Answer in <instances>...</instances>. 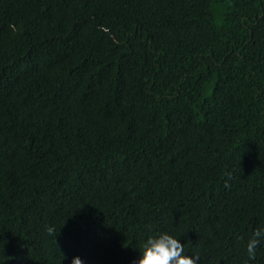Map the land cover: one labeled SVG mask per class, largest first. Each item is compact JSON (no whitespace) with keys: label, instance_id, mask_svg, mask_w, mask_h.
I'll list each match as a JSON object with an SVG mask.
<instances>
[{"label":"trees","instance_id":"trees-1","mask_svg":"<svg viewBox=\"0 0 264 264\" xmlns=\"http://www.w3.org/2000/svg\"><path fill=\"white\" fill-rule=\"evenodd\" d=\"M257 228L264 0H0V264H264Z\"/></svg>","mask_w":264,"mask_h":264},{"label":"clouds","instance_id":"clouds-1","mask_svg":"<svg viewBox=\"0 0 264 264\" xmlns=\"http://www.w3.org/2000/svg\"><path fill=\"white\" fill-rule=\"evenodd\" d=\"M9 27L15 31L14 25ZM47 232L51 235L55 229L49 226ZM262 239H264V230L257 228L246 245L249 259L255 258L256 248ZM139 250L141 255L139 259L133 261V264H199L200 261L199 256L186 255L184 245L167 232L148 236ZM71 264H84V262L79 256H75Z\"/></svg>","mask_w":264,"mask_h":264}]
</instances>
